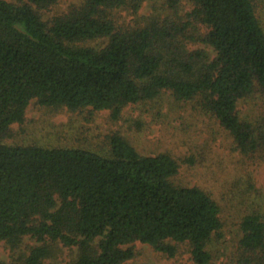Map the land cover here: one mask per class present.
I'll return each mask as SVG.
<instances>
[{"label": "trees", "instance_id": "trees-1", "mask_svg": "<svg viewBox=\"0 0 264 264\" xmlns=\"http://www.w3.org/2000/svg\"><path fill=\"white\" fill-rule=\"evenodd\" d=\"M60 1L0 0V241L11 249L26 236L44 243L15 264H51L48 240L77 246L72 264H125L137 241L169 257L187 244L194 264H212L220 207L201 188L173 183L179 164L170 155H142L118 134L108 155L4 140L31 101L118 119L127 105L169 91L195 100L241 153L264 150V115L254 124L238 109L255 95L264 99V30L253 1L188 0L184 20L135 27L118 26L114 11L137 10L144 0H83L45 17ZM99 40L103 46L88 45ZM189 41L215 55L189 49ZM239 232L233 264H264V215L245 214Z\"/></svg>", "mask_w": 264, "mask_h": 264}, {"label": "rangeland", "instance_id": "rangeland-1", "mask_svg": "<svg viewBox=\"0 0 264 264\" xmlns=\"http://www.w3.org/2000/svg\"><path fill=\"white\" fill-rule=\"evenodd\" d=\"M169 1L144 0L137 10H115L114 19L122 27L144 26L153 18L169 16L184 20L192 9L188 0H178L173 7ZM252 1L264 30V0ZM81 2L61 0L45 17L65 12ZM206 30L202 25L197 27L200 34ZM104 43L99 40L88 45L101 47ZM187 47L205 48L210 58L215 55L211 47L199 42L189 41ZM238 109L241 119L259 124L264 115V99L255 95L240 102ZM113 134L126 139L142 155H170L179 164L178 173L172 178L175 185L196 186L210 194L220 207L223 223L221 238L210 245L212 264H233L241 218L249 212L264 215V150L241 153L230 134L195 100H177L169 91H164L153 100L127 105L118 119H113L108 110L51 109L31 101L24 121L12 125V134L4 142L82 148L108 155L109 137ZM42 244L26 236L17 248L11 249L0 241V264L18 263L32 247ZM45 244L50 249L46 263L72 264L78 256L77 246L68 247L49 240ZM131 246L135 256L125 264H194L187 244H176L173 257L138 241Z\"/></svg>", "mask_w": 264, "mask_h": 264}]
</instances>
